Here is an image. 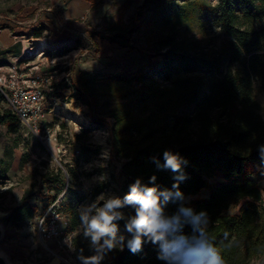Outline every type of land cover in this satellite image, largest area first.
<instances>
[{
	"label": "trees",
	"instance_id": "1",
	"mask_svg": "<svg viewBox=\"0 0 264 264\" xmlns=\"http://www.w3.org/2000/svg\"><path fill=\"white\" fill-rule=\"evenodd\" d=\"M130 4L127 1L121 7L117 34L111 40L128 47V37L142 27L143 11L151 10L144 32L157 51L166 49L165 64L159 71L166 83L142 73L102 80L83 72L76 90L80 96L88 95L92 108H99L103 97V106L114 119L113 148L125 159L121 173L126 193L137 178L148 183L153 175L161 189H171L175 174L158 170L155 160L163 163L165 150L178 154L184 162L186 178L179 187L185 197L209 190L206 198L194 199L190 206L196 212H207L209 234L225 264H252L264 256V188L253 178L264 170V116L254 95L256 83L264 93V0H144L124 27ZM198 15L227 36L220 56L204 50L191 53L178 40V26ZM40 28L35 30L36 37L42 35ZM223 59L227 66L219 69ZM0 124L15 133L21 128L18 116L9 108L0 109ZM194 124L199 133L185 139ZM11 164L12 155L6 153L0 159L2 177ZM215 172H220L225 182L212 187L210 178ZM33 195H24L5 220L22 228L35 218L38 207L30 201ZM50 198L54 201L57 195ZM176 207L167 205L166 214L174 213ZM118 211L133 213L129 207ZM118 223L120 233L128 237L124 222ZM79 226V214L74 212L66 232ZM74 244L80 256L95 254L83 229ZM104 259L109 264H164L150 243L135 254L125 245L122 251L106 253Z\"/></svg>",
	"mask_w": 264,
	"mask_h": 264
},
{
	"label": "rangeland",
	"instance_id": "2",
	"mask_svg": "<svg viewBox=\"0 0 264 264\" xmlns=\"http://www.w3.org/2000/svg\"><path fill=\"white\" fill-rule=\"evenodd\" d=\"M127 1L131 4L124 14V27L131 23L137 7L144 0H0V13H4L6 23L13 21L14 36L20 41L15 50L22 52L26 39L32 43L31 40L41 38L47 43L39 45L28 58L42 67H54L57 88L49 94L51 107L69 102L74 113H80L90 122L77 124L60 111L48 110L44 117L46 134L49 138L54 135L58 138L57 144L49 148L22 126L15 133L0 124V159L6 153L12 155L10 170L5 177L0 175V212H11L28 192L34 193L30 201L38 207L37 216L22 228L5 219L2 222L4 234L0 253L12 264H83L79 257L87 256L78 255L74 244L82 226L67 233L70 218L74 212L79 214L78 210L87 211L93 203L102 205L103 202L98 200L102 194L121 198L126 194L125 178L121 173L125 159L113 148L114 119L103 106V97L100 107L92 108L88 95L80 96L75 84L83 72L94 73L102 80L130 78L142 73L159 83H166L159 74L165 64L166 49L157 51V46L148 42L144 32L151 10L143 11L140 16L142 27L128 37V47L111 40L117 34L116 25L120 24V9ZM38 27H41V37L34 34ZM177 37L191 53L204 50L215 56H220L228 39L218 26L207 23L203 15L179 25ZM33 44L36 46L35 41ZM3 61L0 62L1 71H6L14 60ZM226 66L223 59L219 69ZM254 95L264 116V93L259 83L255 84ZM2 108H9L5 98L0 99ZM198 133L199 126L194 124L184 138L195 137ZM59 148L61 152L56 158ZM253 178L264 188V170ZM223 182L225 179L220 172L210 178L212 187ZM208 194L209 190L205 189L199 195L187 198L191 204L194 199L206 198ZM53 195L64 202L61 205L64 234L60 241L43 242L39 218L53 202L50 198ZM104 261L109 264L108 260ZM252 264H264V256Z\"/></svg>",
	"mask_w": 264,
	"mask_h": 264
},
{
	"label": "clouds",
	"instance_id": "3",
	"mask_svg": "<svg viewBox=\"0 0 264 264\" xmlns=\"http://www.w3.org/2000/svg\"><path fill=\"white\" fill-rule=\"evenodd\" d=\"M155 163L158 170L175 174L171 189H161L155 175L148 183L137 178L122 198L102 194L98 197L102 205L93 203L87 211L78 210L83 235L90 237L89 246L95 249L94 255L79 257L83 264H100L106 253L122 251L125 245L135 254L146 243L156 247L157 259L164 264H225L209 234L207 212H196L180 190L179 185L186 178L182 158L165 150L163 163L159 160ZM170 203L177 207L169 215L165 209ZM125 207L133 213L118 211ZM119 221L124 222L128 237L120 233ZM186 227L190 228L189 232L185 231Z\"/></svg>",
	"mask_w": 264,
	"mask_h": 264
},
{
	"label": "built area",
	"instance_id": "4",
	"mask_svg": "<svg viewBox=\"0 0 264 264\" xmlns=\"http://www.w3.org/2000/svg\"><path fill=\"white\" fill-rule=\"evenodd\" d=\"M31 41V45H34V40ZM1 70L2 67H0V91L9 109L18 116L21 126L38 137L47 148L57 144V136L49 138L46 134L44 120L48 110L55 111V107H51L52 97H49L51 91L57 88L55 85L57 74L54 67L52 65L42 67L40 63L31 62L28 55H24L22 51L11 62L8 70ZM60 152L61 149L55 154L56 158L59 157ZM61 205L62 201L58 197L39 218L38 228L43 242L60 241L63 237Z\"/></svg>",
	"mask_w": 264,
	"mask_h": 264
},
{
	"label": "crops",
	"instance_id": "5",
	"mask_svg": "<svg viewBox=\"0 0 264 264\" xmlns=\"http://www.w3.org/2000/svg\"><path fill=\"white\" fill-rule=\"evenodd\" d=\"M3 14L4 13H0V62L8 59L15 60V58L21 53L20 49L15 50L16 44L20 41H17L16 36H14L15 32L12 30V26L14 25L13 21H8V23H6V17H4ZM18 29H21V27ZM4 54H6V57ZM7 56H9V58Z\"/></svg>",
	"mask_w": 264,
	"mask_h": 264
},
{
	"label": "bare ground",
	"instance_id": "6",
	"mask_svg": "<svg viewBox=\"0 0 264 264\" xmlns=\"http://www.w3.org/2000/svg\"><path fill=\"white\" fill-rule=\"evenodd\" d=\"M36 46L31 45L29 40H24V45H23V54L24 55H29L32 52H35L37 47L39 45H47V43L43 39H34ZM71 103L65 102L62 104H57L55 107V111H60L62 115L72 119L75 123L77 124H89L88 120L84 118L80 113H74L71 108H70ZM72 107V106H71ZM74 109V108H73Z\"/></svg>",
	"mask_w": 264,
	"mask_h": 264
},
{
	"label": "water",
	"instance_id": "7",
	"mask_svg": "<svg viewBox=\"0 0 264 264\" xmlns=\"http://www.w3.org/2000/svg\"><path fill=\"white\" fill-rule=\"evenodd\" d=\"M10 212H0V241L3 238L4 229L2 222L5 218L9 216ZM0 264H12L5 255L0 253Z\"/></svg>",
	"mask_w": 264,
	"mask_h": 264
}]
</instances>
